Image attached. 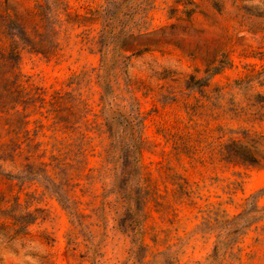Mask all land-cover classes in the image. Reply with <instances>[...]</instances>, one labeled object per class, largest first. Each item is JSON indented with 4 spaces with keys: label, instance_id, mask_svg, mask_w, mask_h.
<instances>
[{
    "label": "rangeland",
    "instance_id": "374dc122",
    "mask_svg": "<svg viewBox=\"0 0 264 264\" xmlns=\"http://www.w3.org/2000/svg\"><path fill=\"white\" fill-rule=\"evenodd\" d=\"M11 5L42 6L58 31V55L23 49L25 79L49 93L73 90L90 110L81 124L92 137L90 163H71L85 167L82 178L59 190L50 184L59 178L49 166L50 181L26 183L21 193L23 204L41 210L24 234L47 242L44 264H264V166L236 165L219 153L222 144L247 133L264 136V0ZM7 6L0 0L3 11ZM131 112L140 114L142 160L157 187L141 216L134 199L127 212L129 205L116 194L121 163H108L105 152L122 153ZM30 120L31 129L39 120L45 124L39 140L50 161L56 139L67 135L56 132L46 114ZM107 120L115 125L113 145ZM69 137L75 143L80 135ZM256 205L261 217L245 223L235 257L227 252L214 262L222 228L217 219H233ZM0 222L9 220L1 216Z\"/></svg>",
    "mask_w": 264,
    "mask_h": 264
},
{
    "label": "trees",
    "instance_id": "16d2710c",
    "mask_svg": "<svg viewBox=\"0 0 264 264\" xmlns=\"http://www.w3.org/2000/svg\"><path fill=\"white\" fill-rule=\"evenodd\" d=\"M7 3L4 11L0 7V183L6 184L5 188L0 189V217H6L9 222H0V229L12 228L18 235L28 233L29 226L36 222L41 211L39 208L31 210L30 203L21 202V193L26 183H36L41 177L50 181L48 172L49 166H52L59 183L51 180L50 184L63 190L73 180L81 179L85 168L71 163H90L88 152L90 148L91 151L94 149L89 130H82L81 124L90 112L82 95L73 90L62 89L49 93L45 88L29 83L20 70L22 51L25 48L50 57L58 55L60 49L57 42L58 31L51 21L52 16L45 13L42 6H12L11 0H7ZM36 113L46 114L48 119H52L56 132L67 135L56 139L49 157L50 161H46L47 149H43L44 142L39 140L45 124L39 120L36 128L29 127L30 117ZM139 115L131 112L125 116L124 127H127L130 138L120 140L123 143L122 153L117 155L114 149L105 151L108 163H121L120 176L123 184L119 186L120 190L117 189L116 194L125 199L124 204L129 205L134 199L138 215L142 214L148 201L153 199L157 189L152 173L147 171L142 160L143 138L137 128L141 122ZM85 121L88 123L89 120ZM105 124L108 127L107 132L113 138V145L116 139L115 125L108 120ZM75 133L80 137L77 142L70 143L69 136ZM263 139V135L247 133L242 139L222 144L219 153L236 165L264 166ZM9 167L11 169H8ZM92 170L99 171L101 176L106 172L103 168ZM89 178L95 179V175H90ZM16 187L17 194L14 193ZM134 189L136 193L133 196ZM56 192H59L60 198V191ZM69 200L74 201L71 198ZM131 206L132 204L126 208L127 212H133L129 209ZM66 207L69 208V205ZM259 212L260 209L256 205L251 211L247 209L233 219L226 221L217 219L222 228L218 234L221 239L212 254L214 262H220L221 257L223 258L227 252L230 253L231 259L235 257L234 249L238 236L245 223L261 217L257 215ZM250 213L252 214L249 217ZM135 218L133 221L139 222V217ZM223 246L225 249L221 256L220 250Z\"/></svg>",
    "mask_w": 264,
    "mask_h": 264
},
{
    "label": "clouds",
    "instance_id": "9594fccd",
    "mask_svg": "<svg viewBox=\"0 0 264 264\" xmlns=\"http://www.w3.org/2000/svg\"><path fill=\"white\" fill-rule=\"evenodd\" d=\"M49 256V245L35 234L0 232V264H44Z\"/></svg>",
    "mask_w": 264,
    "mask_h": 264
}]
</instances>
